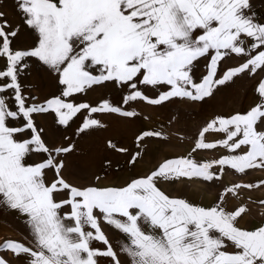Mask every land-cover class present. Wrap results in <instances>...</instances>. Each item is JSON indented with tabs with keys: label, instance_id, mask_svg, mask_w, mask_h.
<instances>
[{
	"label": "snow or ice",
	"instance_id": "6c2138e0",
	"mask_svg": "<svg viewBox=\"0 0 264 264\" xmlns=\"http://www.w3.org/2000/svg\"><path fill=\"white\" fill-rule=\"evenodd\" d=\"M15 3L31 44L26 49L12 46L21 26L10 24L0 10V59L6 61L0 69V206L25 218L35 247L7 240L0 249L27 256V264H97L98 256L124 264L101 228L103 221L126 238L118 247L127 264H264V224L243 228L239 220L250 211L247 204L228 206L242 190L264 188V179L223 185L210 206L170 196L158 186L160 181L181 179L216 183L227 171L246 175L264 170V80L256 89L259 103L245 112L213 117L198 132L192 152L222 147L227 154L205 162L191 153L165 159L123 186L81 188L67 182L61 174L64 157L75 145L67 137L65 145L49 142L34 120V114L53 112L56 125L67 128L86 111L74 133L83 134L104 127L94 114L139 115L108 99L96 106L71 101L93 86L112 83L128 89L124 104L144 101L160 106L174 98L204 101L245 72L264 71V23L256 21L251 0ZM247 39L252 43L247 44ZM230 55L242 57L243 62L218 77L221 61ZM205 57L207 74L197 82L192 68ZM26 58L56 77L59 95L40 104L27 103L19 83L20 71L31 68ZM138 84L168 90L150 97ZM9 91L10 97L5 95ZM211 134L223 138L209 141ZM154 138L166 139L163 131L155 129L136 137L138 150L129 160L131 165L141 158L143 142ZM33 154L42 158L29 162ZM61 194L66 195L57 199ZM258 203L264 206V199ZM65 207L70 211L62 212ZM94 240L102 241L106 250L92 248ZM229 245L235 251H228ZM0 264L8 261L0 257Z\"/></svg>",
	"mask_w": 264,
	"mask_h": 264
},
{
	"label": "rangeland",
	"instance_id": "374dc122",
	"mask_svg": "<svg viewBox=\"0 0 264 264\" xmlns=\"http://www.w3.org/2000/svg\"><path fill=\"white\" fill-rule=\"evenodd\" d=\"M0 10L6 13V18L10 24L21 26V32L13 41L12 46L17 49L29 47L31 39L27 29L23 27L22 16L16 8L15 0H0ZM25 62L30 64L31 68L20 71L19 83L29 105L43 103L46 99L60 94L54 75L37 68L34 60L26 58ZM242 62L243 58L240 57H226L220 63L218 77L227 68L238 66ZM5 63V60L0 59V69L4 68ZM207 63V57L194 62L192 75L197 82L207 74ZM262 80H264V71H257L254 75L245 72L234 78L232 82L218 87L213 95L204 101L194 102L188 99L174 98L160 106H151L144 101L124 104L123 98L129 90L117 87L112 83H106L102 86H93L85 93L77 94L70 99L77 104L88 103L92 106L108 99L114 106H119L124 110L136 111L139 114L137 117L129 118L115 113L94 114L95 118L102 121L104 127L78 135L74 133L84 116L87 115L86 111L78 114L67 128L56 125V117L53 112L34 114V120L37 126L45 130V138L49 142L54 141L57 146H61L70 141L75 145L74 150L64 157L65 167L61 174L67 182L81 188L87 186H123L137 176L148 174L165 159L187 156L191 153L197 161L205 162L227 154V151L222 147L216 150L192 152L197 134L213 117H228L237 112H245L259 103L261 98L256 89ZM138 87L150 97H155L160 92L168 90L167 86L153 88L138 84ZM5 95L10 97L12 93L9 91ZM9 106H12L11 100H9ZM9 123L14 122L10 121ZM151 129L163 131L166 139H146L139 149L141 150V158L134 166L131 165L129 160L132 154L138 150L136 137L143 130ZM65 137L68 138V141ZM221 138H223V134L207 136L209 141ZM109 141L116 147H111ZM121 148L128 151L121 152L119 151ZM41 158V156L33 154L29 157V162H36ZM47 178L48 180L53 178L51 171L47 173ZM259 179H264V170H250L246 175L227 171L222 181L216 183L205 182L200 179H181L171 182L160 181L158 186L170 196L185 198L194 204L210 206L217 201L218 193L222 190L223 185L254 182ZM65 195L61 194L57 199L64 198ZM260 199H264V188L253 191L242 190L240 198L229 201L228 206L231 208L233 205L246 203L251 209L250 212L255 211L254 215L261 218L260 212H264V206L259 205ZM61 211L68 212L70 209L65 207ZM102 223L106 224L101 221V226ZM106 226V228H102L103 232L111 242L112 247L117 250L121 261L127 264V258L119 252L117 243V239H122L123 236L109 225L106 224ZM1 229L0 226V245L7 240H14L35 247L32 236L27 239ZM101 243L102 241L94 240L91 242V247L101 251L106 250V245ZM0 257L6 259L8 264H27L28 262L27 256H16L3 249H0ZM103 257L98 256L96 259L103 260ZM105 258L112 260V258Z\"/></svg>",
	"mask_w": 264,
	"mask_h": 264
},
{
	"label": "crops",
	"instance_id": "0c3cea01",
	"mask_svg": "<svg viewBox=\"0 0 264 264\" xmlns=\"http://www.w3.org/2000/svg\"><path fill=\"white\" fill-rule=\"evenodd\" d=\"M251 2L253 4V11L256 14V21L258 23H264V0H251ZM246 43L251 44L252 43L251 39H247ZM230 56L237 57L236 55H230ZM240 58H242V57H240ZM254 212L249 211L246 215H244L239 220V225L243 228H246V229H255V228L261 226L262 224H264V212H260L261 218L256 217L254 215ZM0 226L2 227V229H1L2 231L4 230L8 233L20 235V236L25 237L27 239L31 236L29 229L26 227L25 218L23 216H21L17 211L8 209V208L3 207V206H0ZM105 226H106V224L102 223L101 228H106L107 226L106 227ZM124 239H125L124 237L122 239H117L118 246L120 243H122L124 241ZM101 244L104 245L103 242ZM227 250L228 251H235V249L232 248L231 245H229ZM105 257L106 256L103 257V260L97 259V264H113V259L111 260V259H107ZM108 258H110V257H108Z\"/></svg>",
	"mask_w": 264,
	"mask_h": 264
}]
</instances>
